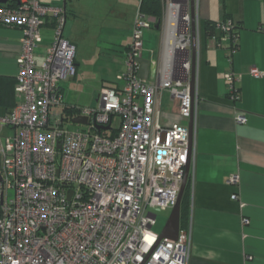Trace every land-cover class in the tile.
<instances>
[{
	"label": "built area",
	"instance_id": "2783aa9c",
	"mask_svg": "<svg viewBox=\"0 0 264 264\" xmlns=\"http://www.w3.org/2000/svg\"><path fill=\"white\" fill-rule=\"evenodd\" d=\"M188 3L165 0L164 59L157 85L138 77L143 36L152 27L138 6L125 71L114 80L117 87L101 91L97 107L78 108L76 117L85 118L86 124L75 131L65 126L70 120L63 121L61 115V85L75 76V48L64 37L65 9L39 0L0 4V26L22 34L16 103L0 115V264H188L190 218L179 226L175 240L160 239L153 231L155 213L175 207L187 165V180L193 183L198 53L193 65L188 56L180 57L193 41ZM197 10L194 0L195 44L200 29ZM49 20L52 41L37 63L34 53ZM233 27L230 20L217 23L215 29L222 35L212 38L216 47L229 42V67L239 41ZM258 31L264 34V24ZM249 75L264 77L255 68ZM223 78L230 99H239L236 86L241 76L228 71ZM161 90L176 101L183 124L162 123ZM114 118L119 120L117 128ZM235 121L245 124L247 118L237 115ZM238 183V174L226 182ZM231 200L238 196L231 195Z\"/></svg>",
	"mask_w": 264,
	"mask_h": 264
},
{
	"label": "crops",
	"instance_id": "0c3cea01",
	"mask_svg": "<svg viewBox=\"0 0 264 264\" xmlns=\"http://www.w3.org/2000/svg\"><path fill=\"white\" fill-rule=\"evenodd\" d=\"M39 1L66 11L64 37L75 48L73 79L79 76V71L83 76L81 70L86 65L92 68L100 86L97 94L94 93L96 99L104 89L117 87L114 80L125 71V56L140 3L136 0ZM157 1L161 16L158 19L146 15L152 27L144 33L138 59V77L150 85H157L164 59L165 0ZM188 10L190 14V0ZM197 11L199 108L188 214L192 224L188 264H264V77L254 79L249 75L254 68L264 73V34L258 31L264 24V2L198 0ZM226 18L237 26L239 40L231 67L225 56L229 42L223 41L221 47H216L204 31L205 22L221 23ZM21 35L17 28L0 26V101H8L0 106V114L10 111L16 102L13 91ZM52 36L49 20L41 28L42 42L34 53L37 63ZM185 56L191 60V49L180 54ZM228 71L241 76L236 86L237 100L227 94L223 76ZM61 87L64 94L63 84ZM65 104L82 107L67 100ZM158 107L164 125L184 123L178 116L176 101L167 91H159ZM237 115H244L247 122L237 124ZM232 174L239 175L237 186L226 184ZM233 194L238 200H231ZM244 219L248 220L246 226L242 224Z\"/></svg>",
	"mask_w": 264,
	"mask_h": 264
},
{
	"label": "rangeland",
	"instance_id": "374dc122",
	"mask_svg": "<svg viewBox=\"0 0 264 264\" xmlns=\"http://www.w3.org/2000/svg\"><path fill=\"white\" fill-rule=\"evenodd\" d=\"M89 63H87L88 65ZM83 76L79 71V76L77 78H69L63 82L64 86V99L67 100L70 104H77L82 107H97L96 97L94 93L97 94V90L100 89L99 84L96 82V77L93 74L92 68L90 66H84L82 68ZM95 91V92H94ZM0 115H3L0 114ZM77 115L71 117V119L75 118ZM65 126L71 130L75 131L78 129H84V126L78 124H72L70 122L65 123ZM119 126V120L114 118L113 120V127L117 128ZM7 134V132H6ZM11 196V192H10ZM171 210H163L157 211L156 214V222L153 227V231L155 233L160 234L169 215Z\"/></svg>",
	"mask_w": 264,
	"mask_h": 264
},
{
	"label": "trees",
	"instance_id": "16d2710c",
	"mask_svg": "<svg viewBox=\"0 0 264 264\" xmlns=\"http://www.w3.org/2000/svg\"><path fill=\"white\" fill-rule=\"evenodd\" d=\"M16 2V0H6L7 4H14ZM140 10L145 14H152L155 17H157L159 19V17L161 16V5L157 0H142L141 4H140ZM228 18H226L223 22L227 21ZM221 22V23H223ZM159 23V22H158ZM158 23L156 25H158ZM217 23L215 22H205L204 24V31L206 36L209 39L212 38H216L219 39V37L222 35L221 33L217 32L215 29ZM232 32L235 34H237V26H235L232 28ZM76 73V70H75ZM111 88H115V87H111ZM238 91V89H237ZM14 93V91H13ZM239 94V91H238ZM8 103V101H5L4 99H2L0 101V106L4 105L5 103ZM16 102H14L13 107L15 105ZM78 106H69L67 104H65V106L62 108L61 111V115H62V119L63 121H67L68 119L71 120V117H73L74 115H76L78 113ZM9 112V111H8ZM7 112V113H8ZM71 116V117H70ZM7 131H5L6 133ZM190 198H191V183L190 180L188 179L186 182V187L181 199V203H180V227H183L187 224L188 221V214H189V208H190Z\"/></svg>",
	"mask_w": 264,
	"mask_h": 264
},
{
	"label": "water",
	"instance_id": "95a60500",
	"mask_svg": "<svg viewBox=\"0 0 264 264\" xmlns=\"http://www.w3.org/2000/svg\"><path fill=\"white\" fill-rule=\"evenodd\" d=\"M6 0H0V4H5ZM194 0H190V19H191V33H192V46H191V54H192V58H191V62L192 65L194 64V60H195V34H194ZM190 88H191V93L193 92V88H194V75L192 74L191 77V81H190ZM72 124H78V125H85L86 124V120L85 118H81V117H75L73 119H71L69 121ZM188 128L190 130L191 128V122L188 123ZM97 129L99 131L101 130H107L109 129L108 127H97ZM188 170H189V166L187 165L185 168V172H184V179L178 194V199H177V203L175 205V207L171 210V213L160 233V239H170V240H175L178 234V230H179V226H180V203H181V199L186 187V182H187V178H188Z\"/></svg>",
	"mask_w": 264,
	"mask_h": 264
}]
</instances>
